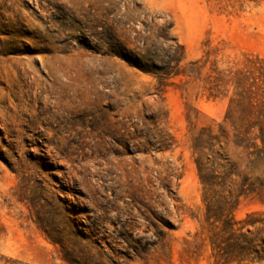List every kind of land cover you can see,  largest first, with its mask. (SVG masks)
Instances as JSON below:
<instances>
[{"label":"rangeland","instance_id":"obj_1","mask_svg":"<svg viewBox=\"0 0 264 264\" xmlns=\"http://www.w3.org/2000/svg\"><path fill=\"white\" fill-rule=\"evenodd\" d=\"M257 58L264 0H0V264H215L192 136Z\"/></svg>","mask_w":264,"mask_h":264},{"label":"trees","instance_id":"obj_2","mask_svg":"<svg viewBox=\"0 0 264 264\" xmlns=\"http://www.w3.org/2000/svg\"><path fill=\"white\" fill-rule=\"evenodd\" d=\"M118 52L132 66L163 80L166 71ZM253 65L228 73L234 92L218 129L203 126L192 136L215 264H264V211L248 212L242 219L235 214L249 197L264 205V59Z\"/></svg>","mask_w":264,"mask_h":264}]
</instances>
